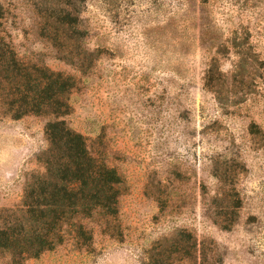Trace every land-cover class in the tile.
<instances>
[{"label": "rangeland", "instance_id": "1", "mask_svg": "<svg viewBox=\"0 0 264 264\" xmlns=\"http://www.w3.org/2000/svg\"><path fill=\"white\" fill-rule=\"evenodd\" d=\"M0 3L19 57L73 77L62 119L122 180L113 235L88 221L89 245L69 239L22 264H141L181 227L218 264H264V0H73L84 32L70 54L86 55L82 66L39 34L34 0ZM52 119L0 109V208L19 205L41 170ZM230 181L239 206L222 229L211 218L231 211Z\"/></svg>", "mask_w": 264, "mask_h": 264}, {"label": "trees", "instance_id": "2", "mask_svg": "<svg viewBox=\"0 0 264 264\" xmlns=\"http://www.w3.org/2000/svg\"><path fill=\"white\" fill-rule=\"evenodd\" d=\"M33 4L40 16L39 34L60 50V58L70 62L77 59L79 66L84 65L86 55L74 58L70 54V47L79 45L74 33L80 36L84 32L71 10L73 0H34ZM4 20L5 9L0 3L2 113L12 119L29 114L53 116L44 125L47 146L36 157L41 170L29 174L19 205L0 208V258L7 255L11 264H22L69 239L81 246L89 245L92 228L87 226L88 221H97L103 231L113 235L122 180L115 168L92 154L83 135L62 119L70 112L73 77L51 70L40 61L19 57L4 29ZM244 61L245 58L237 61L236 70ZM212 62L216 60L213 58ZM204 79L206 83L212 80V69L206 71ZM208 85L217 96L219 90ZM215 177L220 184L227 182L224 176ZM231 185L230 181L227 192L221 190L231 211L217 212L211 218L222 229L232 227L234 209L239 206ZM218 263L214 246L197 242L191 230L181 227L153 243L141 264Z\"/></svg>", "mask_w": 264, "mask_h": 264}]
</instances>
